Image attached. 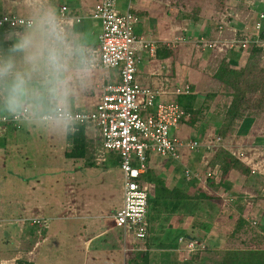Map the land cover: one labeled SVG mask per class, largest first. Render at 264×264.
I'll return each instance as SVG.
<instances>
[{
	"label": "rangeland",
	"instance_id": "rangeland-1",
	"mask_svg": "<svg viewBox=\"0 0 264 264\" xmlns=\"http://www.w3.org/2000/svg\"><path fill=\"white\" fill-rule=\"evenodd\" d=\"M59 1L54 0L56 7L59 5ZM220 1L227 7L233 8V10L238 9L237 13L240 18L247 15L253 22L257 21L259 15L264 12V6L261 5L264 4L262 3L264 0H256L257 3L254 1L255 6L253 5V0ZM206 2L209 1L139 0L136 7V10L139 8L147 11L146 17H142L141 23L136 26L139 36L153 40L155 41L154 43H163L162 45L167 46V48L170 42L172 43L176 38H179L177 47L172 49L173 56L169 60L171 61L170 64L173 65L172 70L180 73L179 77L182 83L178 84L181 87H185L188 81L196 83L199 87L204 85L205 72L202 68L204 64L201 59L206 54L202 52V47L204 39L208 41L211 38L209 34H203L206 32L205 28L207 26H217L218 19L215 17V19L203 24L194 23L192 19H189L188 15L197 4L206 5ZM15 3L19 5L17 0H0V9L8 13V11L15 9ZM7 4L13 9H9L6 6ZM123 7L124 4H122ZM2 10H0V13L3 12ZM178 11H181V13L178 14ZM17 13L23 16L24 10H17ZM204 13L206 16H209V14L216 16L217 12L208 9ZM227 15L231 18L237 17L235 13H227ZM95 26L97 31H94L95 34L89 35V33H86L91 43L98 42V33L101 31L98 22H95ZM208 52L213 51L209 50ZM218 58L221 60L223 55H219ZM216 61L217 59L212 63L215 64ZM209 65L211 66V63ZM153 69L158 73H165L162 68ZM169 69L171 71V66ZM138 70L139 74H141L140 77H144L146 74L150 75V68H147V63L138 68ZM98 78L117 79V71L115 69L107 70L101 68V70H98ZM174 91L170 100L177 102L179 96L175 95ZM188 103L191 102L187 100L184 105L186 106ZM259 124L258 131L264 127L262 121ZM22 127V130L13 133L16 140L10 137L6 145H0V161L4 162V166L0 168V172H3L0 175L1 256L9 258L13 249L17 247L18 250L20 248L18 246L22 242V238L19 230L20 224L16 219H28L33 216H39L49 219L51 228L46 233L45 238L47 240L40 250V254H35L34 256V264H122L124 254L121 253V249L125 250L126 248L124 230L117 227L110 230L106 223L108 218L114 215L115 211L120 209L124 203L122 198L123 176L118 154L106 152L108 157L107 164L99 161L98 158L102 155L100 151L102 139H97V134L92 133V138L89 137L88 161L85 162L87 157L84 161L69 160L64 156L65 146H67L66 138L52 137L35 129ZM171 133L183 140L191 136L195 137L193 128L186 123H182V121ZM196 136H201L200 131H197ZM0 141L3 140L1 139ZM221 143L224 144L225 142L222 141ZM243 144L244 142L242 144L239 142L233 145V152L236 153V157L243 165L251 157L264 161V148L251 147L248 149L243 147ZM180 154L179 164L186 169L193 167V170H195L197 168L198 170L194 171V173L197 172L202 175L200 182L203 183L208 180L209 172L213 173V180L215 178L217 181L219 180V177L217 178L219 173L217 168L213 171H207L209 168L203 171L205 159L210 156L207 150L204 148L197 151L184 150ZM242 155H245V157ZM148 156V166L156 171L160 165L167 166L172 164V160H169V158H161L159 164L156 158L158 155L155 153L149 152ZM117 158L119 162L115 161ZM189 161H191L192 166L189 165ZM90 162H94L95 166H90ZM258 175L255 177L256 180L260 178L258 181H253L251 177L248 178L244 194H250V196H254V194L264 195L263 175ZM230 181L231 185L237 186V189L243 187L242 181L236 175H233ZM224 186L227 188L228 183H225ZM86 189L91 190L86 196H83L82 193L76 195L77 191ZM199 191H207V188ZM36 206L38 208H35ZM253 211L257 213L259 208ZM75 215H80L79 219H72ZM178 219L181 220L179 216H176L173 221ZM180 222L176 221L168 224L167 226L169 227H165L162 234L160 232L161 236L156 241L153 237L155 233L148 229L147 238L143 241H136L138 250L146 245L150 253V259L153 253L159 251L166 253L171 249L180 251L181 244H184L181 239L185 240L191 230V225L185 224V226H181L183 224H180ZM186 223H191V220ZM170 225L172 226L171 230ZM84 227L89 229L87 235ZM95 228L99 232L108 228L107 235L94 242V247L97 248L93 247L94 249L87 251V248L81 244L80 236L84 235L87 240V237L94 234ZM213 232L221 236H223L222 233L229 234V231L222 224L216 225L211 234ZM38 240H40L39 237ZM224 244L225 242H222L220 246ZM151 250L153 253H151ZM129 256H134L133 252H130Z\"/></svg>",
	"mask_w": 264,
	"mask_h": 264
},
{
	"label": "trees",
	"instance_id": "trees-1",
	"mask_svg": "<svg viewBox=\"0 0 264 264\" xmlns=\"http://www.w3.org/2000/svg\"><path fill=\"white\" fill-rule=\"evenodd\" d=\"M206 5L197 4L189 12V19L194 23H205L217 17V26H210L205 34L207 35L217 29L221 23V16L227 13H235L237 16L238 9L229 8L220 0H207ZM256 0H253L255 6ZM262 3H264L262 1ZM225 5V6H224ZM245 5V4H244ZM264 6V4H261ZM252 6V5H251ZM243 7V6H241ZM240 7V9H241ZM245 8V7H243ZM215 10L216 16L209 14L206 16L205 10ZM181 11H178L180 14ZM264 13V12H263ZM204 15V16H203ZM179 16V15H178ZM206 16V17H205ZM184 18V16H183ZM232 23V24H231ZM235 23V24H233ZM263 26L260 33L264 39V18H258L257 21H251L246 16L241 19L231 20V27H235L239 32V37L244 36L246 31L253 32L256 30L257 24ZM9 29V28H5ZM242 32V33H241ZM257 34V31H256ZM247 52L246 64L240 65L241 56ZM264 49L255 46H249L243 49L236 46L235 50H231L229 54L222 59L218 69L213 75L216 88L209 92L201 105L192 108L191 114L187 109L191 108V104L186 106L184 102L192 103L194 97L188 95L180 96L178 103L188 114L189 117L182 120L183 123L190 125L195 133V137L191 136L184 142L197 141L201 148L207 149V146L214 144L216 137L220 136L224 141L231 139L232 144H238L245 141L250 129H253L256 121H262L264 125ZM216 99L218 102H214ZM212 111V112H210ZM208 113H211L209 124L215 127L214 137L201 135L197 137V131L200 128V122L207 119ZM9 126L14 132L22 130L23 127L15 128ZM87 124H79L80 131L75 135L66 138L64 156L69 160H85L88 161L89 140L87 137ZM237 142V143H236ZM245 145V144H243ZM189 151V150H188ZM214 155L208 158L204 163L203 171H213L218 167L219 173L217 178L213 180L212 175H208L205 181L206 187L195 183L201 180L200 174L190 170L191 179L188 180L185 171L183 178L185 181L177 184H168L166 178L158 174L156 170L150 168L147 162V172L141 177L144 185L148 189V229L154 232H164L165 227L170 224L176 216L181 218V226L189 224L193 229L197 230L194 239L204 241L211 234L216 225L222 224L229 231L224 234L223 239L226 242V248L223 252L213 251L209 247L193 254L191 264H264V250H256L253 247L257 243L264 242V230L261 219H264V207L260 209L261 203L264 204L263 195L250 196L244 192H230L225 196H221V192H226L224 184L227 183L231 172L235 169L242 170L246 175H255L250 168L243 165L236 157V153L231 149L217 148L214 149ZM149 157V156H148ZM91 160V159H90ZM119 162L117 158L115 160ZM95 166L94 162L89 163ZM201 170V169H200ZM209 172L208 174H210ZM213 174V173H212ZM203 186V187H201ZM207 188V191H199ZM199 189V190H198ZM219 194H218V193ZM259 208L260 211L254 213L253 210ZM261 213V214H260ZM191 220V223H186ZM163 229V230H162ZM190 234L187 236L189 237ZM185 240H188V238ZM252 246V247H251ZM17 249H13L12 254H16ZM150 253L147 250L134 253L127 264H150ZM11 257V256H9ZM17 264H31L24 259L19 260Z\"/></svg>",
	"mask_w": 264,
	"mask_h": 264
},
{
	"label": "built area",
	"instance_id": "built-area-1",
	"mask_svg": "<svg viewBox=\"0 0 264 264\" xmlns=\"http://www.w3.org/2000/svg\"><path fill=\"white\" fill-rule=\"evenodd\" d=\"M129 6L136 0H100L95 4L92 18L102 23L100 36V66L104 69L118 70L120 79L110 82L104 87L103 94L94 111H74L79 124H94L100 131L102 138V155L98 160L107 161L106 152H115L120 158V168L124 176V205L114 215L115 225L124 230L125 238L145 240L148 236V189L141 177L147 172L148 153L152 152L164 158L179 160L181 151H197L201 145L197 141L184 142L172 130L180 122L189 117V114L176 102H164L160 98L163 92L145 88L136 82L137 67L140 63L138 52L149 49L153 54L155 46L147 43L135 34V25L139 19L129 9L122 12L119 2ZM67 11L62 7V14ZM23 17L15 14H5L0 17V28H10ZM264 18V14L260 15ZM81 18L67 20L71 26L81 22ZM230 24L229 16H224L220 23V30ZM262 24L256 26L257 34L249 36H235L228 41H211L204 39L202 49H219L225 52L236 46L247 49L255 46L264 49V39L260 33ZM203 41V39H202ZM194 90L190 85L176 87L177 96L191 95ZM10 125L20 128L21 125L13 120H0V126ZM222 142L217 137L214 144L207 146L208 151L213 150ZM245 157V155H242ZM255 173V172H253ZM188 180L191 179L190 170L185 171ZM212 173L209 174V176ZM32 223L39 226V234L48 227L49 222L44 219H34ZM187 252L194 253L203 245L195 240H184ZM40 245V242L37 246Z\"/></svg>",
	"mask_w": 264,
	"mask_h": 264
},
{
	"label": "crops",
	"instance_id": "crops-1",
	"mask_svg": "<svg viewBox=\"0 0 264 264\" xmlns=\"http://www.w3.org/2000/svg\"><path fill=\"white\" fill-rule=\"evenodd\" d=\"M99 1L100 0H65L62 2V0H60L58 2L59 5H57V7H56L59 14L63 18H65L66 21L76 19V17L81 18L82 19L81 22H79V23L75 22L72 27L74 29H76L77 31H80L84 34H86V33H89V35L95 34V32H97L95 29L96 28L95 22H98L100 24L101 31L98 33V37H97L98 42L92 43V45L94 46V48L96 50L98 60L100 57V45H101L100 36L102 34V23L100 20L93 19L92 14L94 12L95 4ZM17 2H19V5H18V3H15V6H14L15 9L13 11H8V13H7V11H3L2 9H0L3 11L2 13H0V17L5 15V14H15V15L23 17L22 15L17 13V10H21V9L24 10L23 0H17ZM138 2H139V0H136L130 6L124 2H121V1L119 2L120 8H122V4H124V7L122 9L119 8L122 12H125L129 9V11H131V13L139 19L140 22L135 25V34L137 36H139V35L137 34V31H136L137 27L136 26L141 23L142 17H144V16L146 17L145 14L147 12L146 10H144V9L140 10L139 8H137V10H136V7L138 6ZM6 6L9 7V9H13L9 4H7ZM62 7L67 8V11L64 12L65 13L64 15L61 12ZM132 10H134V11H132ZM261 14H264V13L262 12ZM225 15L228 16L227 14H223L221 16V18H224ZM260 15H259V18H260ZM229 18H230V22H231V20L233 21V18H231V17H229ZM234 19H241L238 13H237V17H235ZM229 25L227 27H224L223 30H220V26L216 30L213 29L214 31L209 33L211 40H208V42L217 41L218 39H220L221 42L224 40L228 41V40L233 39L235 36L239 35L238 30L235 27H231ZM208 28L209 27L207 26L205 28V30L207 31ZM5 30L6 29L0 28V34H2ZM243 33H245L244 35L252 36V35L256 34V30L253 32L246 31ZM213 36H214V39H213ZM139 37L143 38L147 43L153 44L155 46V51L153 54L150 52L149 49H141L138 52V58H140V64L138 65V68L142 67L143 65H145L147 63V68H150V75L146 74V76L140 77L141 74H139L140 72H139V70H137L136 82L139 85H141L142 87L150 88L153 90H158V91L163 92V96L160 98L161 101L174 102L170 99H171V96L173 95L174 88L181 87V85L178 84L181 82V80L179 77L180 73H176L174 70H172L173 65L170 64L171 61L169 60V58H171L173 56L172 55V49L174 47L175 48L177 47V43L179 42V38H176L174 40V42H172V43L170 42L168 44V48H167V46L162 45L163 43H160V44L157 42L154 43L155 41L148 40L144 36H139ZM235 49H236V47L233 49H228L225 52H221L219 49H206V50L202 49V52L206 54L201 59L203 64H204V66L202 68H203V71L205 72L204 73L205 79L203 81L204 85L202 87H199L196 83L194 84V83H191L190 81H188V83H186V85H190L194 90V92L192 94L194 99H193L192 103H190L191 105L188 104L191 106V108L187 109V111L191 114V118H192L191 109L194 107L196 108L198 105H201L204 101V97H206L209 92H211L212 90H214L216 88L215 82L213 80V75L215 74L216 70L218 69L220 61H222V59L224 57H226L231 50H235ZM209 50H212L213 52H208ZM219 55H223V58L221 60L218 58ZM247 55H248V53L245 52L241 56V58L239 60L240 65L246 64ZM215 59H217V61L215 64H213L212 62H214ZM218 60H219V62H218ZM210 63H211V66L209 65ZM263 65H264V58H263ZM170 66H171V71L169 69ZM101 68L102 67L100 66V60H99L98 70H101ZM153 68H162L165 71V73H158ZM102 69H104V68H102ZM116 71H117V79H111V78L110 79H100V78H98L96 81V84L93 88H91L87 91H84V92H78L77 93L78 99L75 102L74 111H80V112L94 111L96 109L99 101H100L102 94H103L104 87L110 82L119 81V79H120L119 72H118V70H116ZM141 81H143V82H141ZM181 96L186 97L187 95H181ZM179 98H180V96H179ZM217 100H219V99H216L214 102H218ZM210 112H212V111H210ZM210 117H211V113H208V115H207L208 120H206L204 122H200V124H199L200 128L198 129V131H200L201 135H207L208 137H210V136L214 137L215 127L211 124H209L205 127V125H206L207 121H209ZM259 122H261V121H256L253 129H250V132L247 134V136H246L247 139L245 141L241 142V144L243 142L245 144V145H243V147H247L248 149L251 147L252 148H258V147L264 148V127H263L264 125L262 126L263 128L258 131V128L260 125ZM4 127L5 128H0V140L1 139L3 140V141H0V145H6V142L8 141V138H10V137H12L14 140H16V138L14 137L15 134H13V133H17V132H14L9 126H7V127L4 126ZM86 131H87L88 140H89V137L92 138V133L97 134V139H100V140L102 139L100 131H98V128H96V126L94 124H87ZM217 137H220V136H217ZM21 139H23V137H21ZM101 142H102V140H101ZM223 142H225V143L224 144L221 143V144L217 145L215 148H213V150L221 147V148H225V149L228 148V149H231L232 151H234L231 139L228 141L223 140ZM226 142H229V143H226ZM184 150H187V149H184ZM213 150H211V151L207 150L210 153V156L208 158H211L214 155ZM156 155H158V154H156ZM156 158H157L158 163L160 164L161 158H164V157H161L160 155H158V156H156ZM208 158H206V159H208ZM206 159H205V161L207 162L208 160H206ZM169 160H172L171 161L172 164L167 165V166H161L160 165V167L157 168V173L162 175L164 178H166L168 184H177L178 182L180 183V182L185 181L183 178V172L186 168L185 167L183 168V166H181L179 164L180 160H173V159H169ZM107 162H108V157H107V161L104 162V164H107ZM206 162H205V164H206ZM189 165L192 166L191 161H189ZM245 165L248 168H250V171L255 172V175L249 176V175L242 173V170H237V169L233 170L231 172V175L229 176V179H228L229 181H227L228 186L226 188L227 189L226 191L228 193L233 192V191H234V193L235 192H242V191L245 192V187L247 185V180L249 177H251L253 179V181H258V180H260V178L257 177L258 180H256L255 177L259 176L258 174H262L263 175V181H264V172H263L264 161L251 157V159L250 158L247 159V162L245 163ZM2 166H4V162L0 161V168ZM78 166L81 167L82 165H78ZM191 169L193 170V167ZM217 169H218V167H217ZM121 173H122V171H121ZM2 174H3V172H0V175H2ZM233 175H236L237 178H239V180L242 181L244 190H243V187H241V189H237V186L231 185L230 179L232 178ZM122 176H123V174H122ZM195 183L199 184V186L204 185L206 187L205 182L202 183V182H199L196 180ZM238 185H240V184H238ZM123 186H124V176H123ZM123 186H122V198L124 201ZM230 186H231V188H229ZM201 187H203V186H201ZM251 188H253V187L251 186ZM90 191H91L90 189L79 190L76 192V195H79L80 193H82L83 196H86L87 193ZM222 193H224V192L220 193V195L222 197L223 196L226 197V195L228 194L226 192L224 194H222ZM254 195H256V194H254ZM257 195H262V194H257ZM123 205H124V203H123ZM263 207H264V204L261 203L260 209H263ZM35 208H38V207L36 206ZM120 209H117L115 211V214ZM260 209H259V211H260ZM114 215L109 217L108 220L106 221L107 227L110 230H113L114 228L117 227L114 223ZM79 217H80V215H75L72 219H79ZM34 219H44V220H47L48 222H50L49 219L39 217V216H33V217L28 218V219H20V220L16 219L17 222L19 221L18 223L20 224L19 230L21 231V238H22V242H20V245L18 246L20 248L18 249V252L16 254L10 255L11 256V257H9L10 259L7 257H2L0 254V264H17L19 262V260H21V259L29 261V262H31V264L35 263L34 262V256H35V254L36 255L40 254V250L42 249V247L44 246V244L47 240V238H45V236H46L47 231L50 230L51 224H48L49 226L46 227L45 229H43L42 234L40 235L38 233L40 230L39 226H36L32 223V220H34ZM176 221H181V220L178 219ZM176 221L174 220V221H172V223H174ZM261 221H263L262 222L263 224H261V225L263 226V230H264V219H261ZM108 228H107V230H108ZM171 228H172V226L170 227V230H171ZM84 230H85V234L87 235V233L89 232V229L87 227H84ZM107 230L99 232L95 228L94 234L90 237H87V240L84 237V235H81L80 238H81V244H83L82 246L83 247L85 246V248H87V251L92 250V248L94 247V242L97 239L101 238L102 236L107 235ZM196 232H197V230L193 229L191 226V230L189 231L190 236L187 238H188V240H195V241L199 242L200 244L203 245V248H199L194 253H189V252H187V250L185 248V244H181L182 247L180 248V251H178V250L173 251L171 249L167 253L163 252V251L153 253L151 250V253H153V255L150 259V264H191L190 260H192L191 259L192 255L199 252L201 249H204L205 247H209L213 251H217V252H223V250L226 248V242L224 241L223 236H221L220 234L213 232L212 234H210L208 236V238L206 240L201 241L199 239L198 240L194 239ZM161 234H162V232H161ZM161 234H159L157 232V234L153 236L154 240L156 241V239H159ZM30 236H33V237H30ZM192 236H194V237H192ZM38 237L40 238V240H38ZM39 242H40V245L37 246V244ZM222 242H225V244L223 246H220ZM125 244H126L125 250L121 249V253L124 254L122 264H127L128 260L132 258V256L131 257L129 256L130 252H133V254H134V253L139 252V251L146 252L148 250L146 245L143 248H140L138 250V248L136 246L137 245L136 242L134 240H132L131 238H129V240H127V238H125ZM94 248H97V247H94ZM253 248L256 250H264V242L257 243ZM15 249H17V247Z\"/></svg>",
	"mask_w": 264,
	"mask_h": 264
},
{
	"label": "clouds",
	"instance_id": "clouds-1",
	"mask_svg": "<svg viewBox=\"0 0 264 264\" xmlns=\"http://www.w3.org/2000/svg\"><path fill=\"white\" fill-rule=\"evenodd\" d=\"M23 4L19 27L0 34V120L65 139L80 131L74 105L78 92L96 84V50L54 0Z\"/></svg>",
	"mask_w": 264,
	"mask_h": 264
},
{
	"label": "bare ground",
	"instance_id": "bare-ground-1",
	"mask_svg": "<svg viewBox=\"0 0 264 264\" xmlns=\"http://www.w3.org/2000/svg\"><path fill=\"white\" fill-rule=\"evenodd\" d=\"M4 126H6V127H7V125H3V126H0V128H5Z\"/></svg>",
	"mask_w": 264,
	"mask_h": 264
}]
</instances>
